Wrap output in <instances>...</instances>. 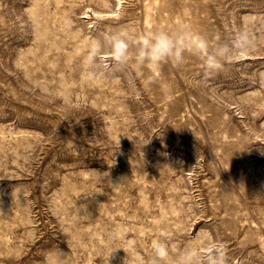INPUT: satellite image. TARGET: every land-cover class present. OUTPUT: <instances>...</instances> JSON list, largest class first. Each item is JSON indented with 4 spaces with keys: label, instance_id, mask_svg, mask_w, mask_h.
Listing matches in <instances>:
<instances>
[{
    "label": "rangeland",
    "instance_id": "374dc122",
    "mask_svg": "<svg viewBox=\"0 0 264 264\" xmlns=\"http://www.w3.org/2000/svg\"><path fill=\"white\" fill-rule=\"evenodd\" d=\"M161 30L251 43L210 74L190 44L141 63ZM158 241L264 264V0H0V264H152Z\"/></svg>",
    "mask_w": 264,
    "mask_h": 264
},
{
    "label": "clouds",
    "instance_id": "9594fccd",
    "mask_svg": "<svg viewBox=\"0 0 264 264\" xmlns=\"http://www.w3.org/2000/svg\"><path fill=\"white\" fill-rule=\"evenodd\" d=\"M117 36L111 51L118 62H123L128 57L130 42L127 36H119V34ZM136 40L139 61L141 63L148 62L150 65H156L166 59L177 63L182 62L185 52L189 50L186 44H190L201 57L206 74L221 70L223 63L230 60L233 55H247L251 43L247 33H239L231 45L210 46L202 36L190 30L176 33L161 30L141 35ZM99 51L100 45L97 41L96 44L91 45L87 60L92 61ZM153 251L152 264H227L228 260L227 248L223 244L210 247L205 252H201L199 249L185 248L175 257H170L167 244L158 241L154 243ZM67 257L68 255L63 254L59 249L51 250L46 256V264H65Z\"/></svg>",
    "mask_w": 264,
    "mask_h": 264
}]
</instances>
